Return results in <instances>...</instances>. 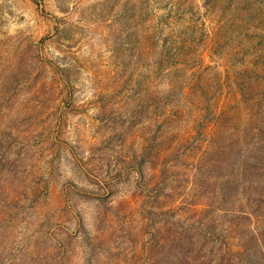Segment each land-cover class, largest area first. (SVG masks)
Returning a JSON list of instances; mask_svg holds the SVG:
<instances>
[{
  "label": "rangeland",
  "instance_id": "1",
  "mask_svg": "<svg viewBox=\"0 0 264 264\" xmlns=\"http://www.w3.org/2000/svg\"><path fill=\"white\" fill-rule=\"evenodd\" d=\"M0 264H264V0H0Z\"/></svg>",
  "mask_w": 264,
  "mask_h": 264
}]
</instances>
